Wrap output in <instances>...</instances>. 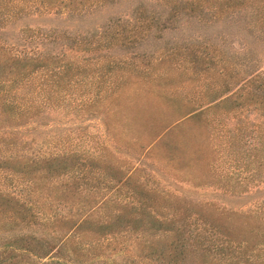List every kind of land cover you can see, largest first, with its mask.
I'll list each match as a JSON object with an SVG mask.
<instances>
[{
    "label": "trees",
    "instance_id": "obj_1",
    "mask_svg": "<svg viewBox=\"0 0 264 264\" xmlns=\"http://www.w3.org/2000/svg\"><path fill=\"white\" fill-rule=\"evenodd\" d=\"M120 1L0 0V264H264L263 200L235 209L148 182L160 179L149 163L162 161L187 181L210 172L230 196L259 190L264 52L252 45L264 43V0H127L124 15L91 22ZM38 17L50 22L29 23ZM189 28L193 41L141 48ZM172 68L216 73L218 83L208 105L163 124L140 85L153 72L165 83ZM61 114L97 115L111 138L118 126L137 131L144 152L113 166L114 151L75 142Z\"/></svg>",
    "mask_w": 264,
    "mask_h": 264
},
{
    "label": "rangeland",
    "instance_id": "obj_2",
    "mask_svg": "<svg viewBox=\"0 0 264 264\" xmlns=\"http://www.w3.org/2000/svg\"><path fill=\"white\" fill-rule=\"evenodd\" d=\"M129 6V2L127 0H122L117 4L106 6L94 14L92 17V20L94 21L91 20V22H101L106 20L108 17L124 15L127 13ZM28 21L31 24H48L50 22L49 20L39 17L30 19ZM185 34H189V38L191 37L190 40H195L193 37L195 36L196 32L192 31L190 28L187 30H165L161 38L148 41L141 48L149 50V48H153L155 46H161L164 48H168L169 46L173 47L175 45V41L182 38L186 39L184 36ZM253 46H255V51L262 55L264 52V43H255V45H252V47ZM224 47L228 54L232 56L231 52L233 51L232 48L234 46L229 44L228 47V44H225ZM248 53L249 51L247 52L246 50L245 54L249 55ZM156 57L157 55H153L149 59L154 60ZM177 58H180V56H174L175 60H171L173 64H176L175 62L179 60ZM169 65L172 66V64ZM164 66H167V64ZM168 77L169 78L165 81V83H163V81H159L158 77L153 72L152 75L145 79L140 85L144 89L152 91V93H149L148 97L143 100V103L148 108V113L155 118V122L168 123L187 108L199 109L203 106H206L208 105L206 103L210 96L216 94V89L212 90L213 86L215 88L218 83V76L216 73L213 74L210 72H203L194 75L190 73L188 69L181 71L172 68L168 71ZM160 82L163 84H160ZM211 113H213V111L204 112L202 115L208 117V115ZM235 114L232 117L230 115V117L227 118V122H234V119L237 116V111ZM248 116L251 119L256 118V114L254 112H250ZM213 117L214 118L211 119L213 120L214 124L217 123V126L221 124V119H223V122L226 120L225 116L221 114V111L219 110L218 112L213 113ZM59 124L61 126L70 125V127L74 128L73 136L75 142H81L84 140L83 142H87V144L90 146L95 145L96 142H103L106 144L109 149L114 151L113 154H111L113 156L110 157L113 166L125 168L127 165L135 164V158H138V156L144 152V143L141 147L139 145L144 142L146 137L138 134L137 131L134 133H127L124 128L119 126L115 128V133L113 134L114 138L107 137L103 132L101 120H99L97 115L91 117L80 116L78 118H68L62 117L61 114ZM77 124L81 126V128L83 127L82 131L88 134V137L80 135V132H78V130L75 128L77 127ZM193 125L194 123L191 122V120L190 123L189 120H187L185 128L183 127L186 132L184 134L186 138L189 137V139H192L191 134H193ZM158 129H160V127ZM218 129V131H220V126ZM137 136H139L138 140L135 139ZM187 144L190 145V142H186V145ZM160 152L162 151L158 150V153ZM149 160L150 159L147 160V164ZM150 164L152 163H149L148 168H154V170L158 172L160 179H149V183L151 182L154 184L153 182L156 183L157 181L159 187L166 188L169 190V192H173L174 194L183 196L189 200H194L196 202H214L217 205L225 204L235 209H245L248 206H251L253 202L258 203L262 200L264 201V181L259 184L258 191L252 189L248 193H244L239 196H230L221 192L218 186L212 183L210 172L209 175L207 173V175L202 176L200 179L194 178L190 179V181H187V177L185 175H179L178 173L168 170L167 167L162 164V161L156 164L153 163V165ZM140 175L141 173L137 172L136 176L138 177V180L142 181V177Z\"/></svg>",
    "mask_w": 264,
    "mask_h": 264
}]
</instances>
